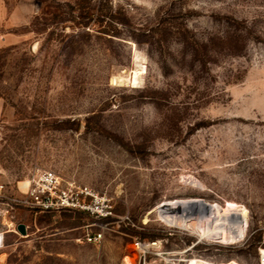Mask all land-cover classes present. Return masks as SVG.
I'll return each instance as SVG.
<instances>
[{
	"label": "rangeland",
	"instance_id": "1",
	"mask_svg": "<svg viewBox=\"0 0 264 264\" xmlns=\"http://www.w3.org/2000/svg\"><path fill=\"white\" fill-rule=\"evenodd\" d=\"M4 1L29 21L0 52V181L50 168L114 215L93 244L86 213L20 210L0 264H143L153 240L182 264H264V0ZM178 198L236 204L244 225L178 227Z\"/></svg>",
	"mask_w": 264,
	"mask_h": 264
},
{
	"label": "built area",
	"instance_id": "2",
	"mask_svg": "<svg viewBox=\"0 0 264 264\" xmlns=\"http://www.w3.org/2000/svg\"><path fill=\"white\" fill-rule=\"evenodd\" d=\"M20 210L86 213L93 221L83 225L82 239L93 244L103 241L105 230L112 224L109 220L114 215L113 205L106 195L75 180H64L50 168L34 170L25 180L18 182L16 187L9 188L6 182L0 181V248L8 233L19 232L20 222L16 217ZM146 242L154 246L139 254L140 263L146 264L151 255L164 257L168 254L161 240L138 243Z\"/></svg>",
	"mask_w": 264,
	"mask_h": 264
},
{
	"label": "bare ground",
	"instance_id": "3",
	"mask_svg": "<svg viewBox=\"0 0 264 264\" xmlns=\"http://www.w3.org/2000/svg\"><path fill=\"white\" fill-rule=\"evenodd\" d=\"M138 75V73H137ZM185 182L204 188V184L192 177H186ZM169 221L181 228L190 229L197 233L201 226H206L213 234L221 238H232L244 225L246 214L236 204L225 207L218 203L201 198H178L170 201L167 207ZM154 246L152 243L136 244L135 250L139 255ZM167 264H182V258L163 257ZM135 264V263H134Z\"/></svg>",
	"mask_w": 264,
	"mask_h": 264
},
{
	"label": "crops",
	"instance_id": "4",
	"mask_svg": "<svg viewBox=\"0 0 264 264\" xmlns=\"http://www.w3.org/2000/svg\"><path fill=\"white\" fill-rule=\"evenodd\" d=\"M25 6H18L9 11L4 0H0V52L3 48L25 39L19 28L28 23Z\"/></svg>",
	"mask_w": 264,
	"mask_h": 264
},
{
	"label": "water",
	"instance_id": "5",
	"mask_svg": "<svg viewBox=\"0 0 264 264\" xmlns=\"http://www.w3.org/2000/svg\"><path fill=\"white\" fill-rule=\"evenodd\" d=\"M18 230L22 233L25 234L26 233V225L24 223H20L18 226Z\"/></svg>",
	"mask_w": 264,
	"mask_h": 264
}]
</instances>
